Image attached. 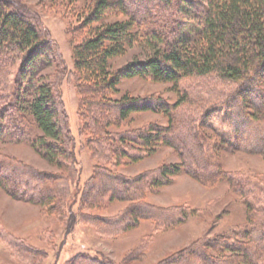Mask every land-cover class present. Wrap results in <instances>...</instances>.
<instances>
[{"label":"trees","instance_id":"1","mask_svg":"<svg viewBox=\"0 0 264 264\" xmlns=\"http://www.w3.org/2000/svg\"><path fill=\"white\" fill-rule=\"evenodd\" d=\"M128 1L129 6H137L135 1ZM155 1L166 10V14L162 15L164 21L156 22L159 28L155 30L143 28L142 22L129 13V6L124 0L96 1L83 19V28L88 29L86 36L73 46L81 107L88 106L93 112L108 115L102 120L106 125L112 121L124 122L133 114L150 111L164 114L172 124L163 128L148 126L130 137H117L125 150H113L114 156H117L115 160L139 162L154 154L160 145L178 149L170 137L178 126L173 113L182 102L171 106L158 100L121 96V82L135 78L170 84L176 88L184 80L192 78H214L232 86L230 92L234 94L224 101L226 108L222 122L229 120L231 126L237 122L233 133L235 139L254 125V135L262 137L264 144V0H199L197 2L202 5L199 24L190 26L187 31L181 29L179 19L182 18V6L192 1ZM112 14L123 15L125 19L107 21ZM142 41L157 43L159 48L148 58L137 59L121 69H112L116 58L124 56ZM57 59L54 42L40 29L33 12L18 0H0V93H6L8 111H11V114L6 113L9 122L5 130H8L9 124L13 125L19 135L17 140L30 144L44 160L60 171L59 175H42L40 171L19 164H5L7 160L0 155V169L3 168L0 187L11 198L40 206L49 215L62 219L68 212V230L80 220L86 221L83 210H102L116 202H133L116 218L96 220L87 217L91 220L88 223L103 234L110 229H129L141 218H152L166 226L173 224L174 221L163 216L164 211L153 210L143 201L148 192L177 175L180 169L204 184L227 180L235 189L243 190L250 186L241 175L224 173L218 163H209L210 166L202 164L198 171H190L189 162L193 166L200 164L199 159H204L205 149L197 154V140L187 145L188 140L187 147L183 146L184 156L180 153L181 165L165 166L158 178L149 181L143 176L124 179L110 170L95 169L80 189V214H76L65 185L72 184L77 178L73 140L62 123L59 101L45 74ZM16 65L18 68L14 74ZM9 76H15L11 93H8ZM250 93L260 101L250 102ZM20 116L27 117V126L32 124L34 130L23 127L25 125L21 124ZM103 125L100 123L101 128H105ZM1 129L0 126V136L9 133H3ZM177 132L180 134L179 130L173 135H178ZM261 146L264 148V145ZM131 150H136V153H131ZM11 175H18V178L14 179ZM19 182L27 189L26 192L18 191ZM247 216L248 229L218 236L205 243H195L160 264H258L251 256L264 261V240L260 242L259 239L264 231L263 198H257L255 204L250 203ZM26 252L33 258L40 254L35 249ZM65 264L115 263L103 254L78 253Z\"/></svg>","mask_w":264,"mask_h":264},{"label":"rangeland","instance_id":"2","mask_svg":"<svg viewBox=\"0 0 264 264\" xmlns=\"http://www.w3.org/2000/svg\"><path fill=\"white\" fill-rule=\"evenodd\" d=\"M18 1L33 12L40 29L56 46L58 59L45 74L51 81L59 101L62 123L73 140L77 178L75 176L76 180L72 184L65 185L70 194L69 202L74 205L73 211L76 214L80 189L91 178L95 169L110 170L124 179L143 176L149 181L158 178L160 170L165 166H180V153L184 156L185 151L183 146L187 147L195 139L198 148L196 153L205 149V156H202L204 159H199L200 164L193 166L189 162L190 171H198L202 164L208 166L209 163H218L224 173L241 175L250 186L243 190L235 189L227 180L204 184L184 169H180L177 175L171 176L163 185L148 192L143 201L153 210L155 208L156 211H164L163 216L174 221L173 224L166 226L152 218H141L129 229H110L105 230L103 234L88 223L91 220L87 217L96 220L116 218L133 202H116L102 210H83L86 221L80 220L74 228L68 230V212L63 219L49 215L40 206L11 198L0 187V264H65L70 257L78 253L103 254L115 264H160L195 243H205L218 236L248 229L247 207L250 203L255 204L257 198L264 199V148L261 146L264 144L262 137L254 135V125L235 139L233 133L237 122L233 126L229 120L227 123L222 122L226 108L223 106L224 101L234 94L230 92L232 86L214 78L187 79L177 88L149 79L123 80L119 86L121 96L158 100L171 106L182 102L173 113L178 126L173 129L170 137L178 149L160 145L154 154L139 162L115 160L117 156H114L113 150H125L117 141V137H130L148 126L163 128L172 124L164 114L150 111L133 114L124 122L112 121L110 125H106L102 120L107 119L108 115L93 112L88 106L81 107L73 46L86 36L88 29L83 28V19L98 0ZM124 1L128 7L129 1ZM130 1H135L137 6H129V13L142 22L143 28H159L155 24L164 21L162 15L166 14L162 5L155 0ZM190 1L192 2H186L181 9L182 18L179 20L184 31L199 24V16L202 14V5L197 2L199 0ZM108 17L106 20L110 22L125 19L123 15L116 14ZM158 48L159 45L152 41L139 42L129 49L127 54L116 58L112 69H121L137 59L148 58ZM17 65L13 69L14 74ZM14 79L15 76H9L8 93H11V87L15 85ZM250 95V102L260 101L254 99L252 93ZM0 96V113L4 111L0 114V126L1 130H4L3 133L9 132L6 136H0V155L7 160L5 164H19L40 171L42 175H59L60 171L44 160L30 144L21 139L17 140L19 135L13 125L9 124L8 130H5L9 122L6 113L11 114V111H8L9 100L5 99L6 93H0ZM20 120L27 130H34L32 124L27 126V117L20 116ZM100 123L104 124L105 128H101ZM179 130L180 134L177 132L178 135L174 136V132ZM131 151L136 153V150ZM1 172L3 168L0 169ZM13 178L17 179L18 175ZM18 187L19 192L27 190L21 182ZM129 189L133 191L132 188ZM144 210L145 208L142 212ZM259 239L260 242L264 240V231ZM31 249L39 251L40 254L33 258L26 252ZM240 258L241 261L242 256ZM251 258L258 264H264V261L254 256Z\"/></svg>","mask_w":264,"mask_h":264}]
</instances>
